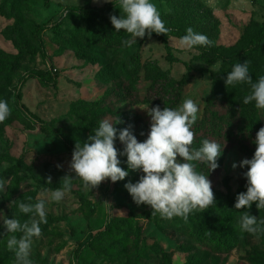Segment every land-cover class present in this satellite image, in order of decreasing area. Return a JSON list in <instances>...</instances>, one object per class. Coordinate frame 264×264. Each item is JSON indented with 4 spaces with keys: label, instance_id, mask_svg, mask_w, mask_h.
Returning <instances> with one entry per match:
<instances>
[{
    "label": "rangeland",
    "instance_id": "obj_1",
    "mask_svg": "<svg viewBox=\"0 0 264 264\" xmlns=\"http://www.w3.org/2000/svg\"><path fill=\"white\" fill-rule=\"evenodd\" d=\"M167 1L151 0L165 24L172 26L166 18ZM187 1L204 16L202 30L195 31L212 38L217 47L238 48L251 23H264V0ZM107 4H113L111 15L119 17V0H93L91 10L98 11ZM78 9H85V0H49L48 4L45 0H0V63L17 66L14 72L6 69L0 76V100H6L11 109V115L0 123V175L22 161L30 171L20 174L24 180L19 194L37 192V199L45 200L47 223L40 225L42 235L33 238L32 264H136L137 260L140 264H195L198 260L202 264H264V234L257 237L243 232L246 235L239 237L230 254L217 255L181 232L182 218L162 219L159 214L151 215L150 206H137L124 185L137 182L143 173L129 170L126 156L118 158L129 175L115 183L106 180L97 188H85L70 172L75 144L86 142L104 119L113 123L120 119L123 122L115 124L118 130L131 126L138 142L147 139L151 118L145 109L157 105L162 109L171 100L167 87L158 86L160 81L157 83V73L149 68L151 64L173 80L187 73L185 64L192 67L182 102L192 99L197 104V120L202 119L206 99L218 84L223 103L218 100L217 107L228 109L227 122L235 126V109L226 101V78L217 80L214 76L228 70L224 63L211 65L201 60L197 46H180V36L168 38L172 54L180 61L170 63L165 58V46L156 38L146 35L128 46L124 41L132 39L129 34L118 37L112 24L90 25ZM93 36H97L96 42ZM134 55L141 59L137 75L130 70ZM122 70L133 74L130 81ZM235 87H231L233 91ZM100 101L99 111L85 106L92 110L91 115L78 118L74 114L75 107L83 102ZM202 141L195 138L193 147L198 148ZM115 146L119 151L124 147L118 134ZM220 146L219 167L209 172L207 165L197 164V170L208 175L215 200L225 203L246 192L243 173L247 168L239 164L250 159L256 147ZM233 163L237 164L235 169ZM65 175L73 177L71 190L60 202H54L51 191L62 188ZM49 176L51 184L47 183ZM4 180L0 225L5 218L28 220L31 214L21 213L15 202L7 201L12 178ZM253 216L258 221L264 219L259 211ZM126 219L133 224L135 241L124 249L108 240L101 242L99 235L114 221ZM0 252L13 253L3 240Z\"/></svg>",
    "mask_w": 264,
    "mask_h": 264
},
{
    "label": "clouds",
    "instance_id": "obj_2",
    "mask_svg": "<svg viewBox=\"0 0 264 264\" xmlns=\"http://www.w3.org/2000/svg\"><path fill=\"white\" fill-rule=\"evenodd\" d=\"M108 2V0H105ZM120 15H110L115 31L124 30L132 39L124 41L128 46L137 42V38H150L152 33L167 35L171 29L166 27L161 13L151 0H119ZM206 35L188 27L186 34L180 37L183 48L194 46L211 47L213 45ZM237 84L250 86V94L243 98L245 105L255 102V107L264 110V76L255 82L249 72L248 61L236 63L225 80L226 87ZM142 109V108H141ZM150 116V131L147 139L138 142L131 131V126L118 130L108 119L99 122L84 143H76L69 164L70 172L75 173L85 188H97L102 182L113 183L124 180L129 171L120 166V156L127 157V166L131 171L142 172L135 183L129 181L124 185L137 206L148 205L151 215L159 214L162 219L171 220L180 217L187 221L191 213L211 206L215 201L212 183L208 175L197 170V164L207 165L209 172L219 167L217 161L222 154V147L215 140L203 139L201 146L193 147L195 133L193 125L198 119L199 108L192 99H185L177 108L159 105L147 108ZM11 115L6 100H0V123ZM118 139L124 146L119 151L115 146ZM256 145L251 159H243L239 166L247 168L243 173L247 180L246 192L236 197L234 208L237 210L251 208L253 202L258 209H264V127L256 133ZM182 158L181 162L178 160ZM59 167V165H58ZM232 167H237L233 163ZM70 175H65L62 188L51 191V200L60 202L71 190ZM52 178H47L51 184ZM5 180L0 179V190L5 187ZM31 200V197H29ZM23 214H31L28 220L21 222L17 218H5L3 226L10 236L7 248L15 255V264H32L30 259L33 238L42 235L41 224L47 223L45 200L36 203L21 202L18 205ZM264 219L258 221L256 216L244 211L239 219L243 232L259 237L264 234ZM20 235L17 236L16 234Z\"/></svg>",
    "mask_w": 264,
    "mask_h": 264
},
{
    "label": "trees",
    "instance_id": "obj_3",
    "mask_svg": "<svg viewBox=\"0 0 264 264\" xmlns=\"http://www.w3.org/2000/svg\"><path fill=\"white\" fill-rule=\"evenodd\" d=\"M48 4L49 0H45ZM93 0H85V9L79 11L82 12L84 19L90 24L94 25L99 23L110 24L111 21L108 17L112 14L113 4H107L104 8L94 11L91 10ZM167 6L169 13L166 15L172 24L171 31L167 34L157 35L152 33L151 37L156 38L161 42L166 49L167 55L166 60L170 63H179L180 61L174 57L170 46L168 44V38L180 36L186 34L188 27L193 30H202L201 23L204 22V16H202L194 7L193 3L187 0H168ZM77 10V9H75ZM165 20V19H164ZM166 23V22H165ZM124 30L115 32L118 37L123 38ZM97 36H93V42H96ZM211 41L212 38L208 37ZM214 42V41H213ZM264 23H251L246 30L245 35L241 40V44L238 48L224 49L217 47L215 43L211 47L197 46L201 51V60L215 65L218 62L224 63L228 70H221L214 76L218 80L219 77L226 78L227 73L232 70V67L236 63H243L248 61L249 72L255 82L260 76H264ZM140 56H132L130 62V70L137 75L139 69L137 64L140 62ZM187 67V73L180 80L168 79L167 74L156 68L151 64V70L157 73V83L159 82L160 87H167V90L171 92V100L165 105L170 108H177L181 105L184 91L192 79L193 69L190 65L185 64ZM17 66L8 67L1 65L0 63V76L3 72L8 69L10 72H14ZM129 71L122 70L126 79L130 81L133 74ZM35 76H39L36 74ZM40 78V76H39ZM232 86H228L226 101L229 103L230 108L235 109L234 117L232 118L235 126H230L227 122L228 109L227 111L222 107H217L218 100L223 103L220 98L222 94L221 87L215 85L212 93L206 99V107L201 120H197L193 125V131L195 138H203L209 140H215L220 145L229 146H242L248 147L250 144L255 145L256 133L261 127H264V110L257 109L255 102L245 105L243 98L250 94V86L247 84H237L235 91L232 90ZM221 99V100H220ZM100 102H89L82 103L75 107V115L78 118H83L84 115H91V111L88 108L98 110L100 109ZM84 105V107H81ZM85 106H88L86 108ZM254 107L255 110L252 109ZM99 111V110H98ZM80 112H83L82 114ZM234 118H237V123ZM241 123L237 127V125ZM123 150V149H122ZM120 150V151H122ZM254 153L250 154V159ZM30 171V169L22 162L19 161L17 165L10 167L4 174L0 175V179L12 178L9 191L7 194L8 202H15L18 206L19 203H36L37 192H29L25 194H19L23 177L20 176L21 172ZM46 185V184H45ZM243 188V187H242ZM243 192V191H242ZM31 197V200H29ZM211 206L206 208L204 211H194L185 221L182 219L180 224H184L181 227V232L185 235L190 236L194 242L201 248L209 250L214 254H230L238 245L239 237L245 236L243 231L239 227V219L243 215L244 211H248L250 215H255L259 211L261 214L264 213V209H258L256 203L253 202L251 208L237 210L234 208L236 198L223 202L217 198ZM148 215L150 213H147ZM134 228L133 224L129 219L122 221H114L105 232L101 233L99 237L101 242L106 240L111 241L112 244L117 247H123V249L135 241L133 237ZM17 235V234H16ZM10 236L9 233L5 232L4 226L0 225V240L6 241ZM19 236V233L18 235ZM119 238L120 241H114ZM115 245H112L113 248ZM133 244V247H136ZM138 255V253L135 252ZM15 258L14 253H1L0 252V264H14ZM136 264H140L137 260ZM195 264H202V260H198Z\"/></svg>",
    "mask_w": 264,
    "mask_h": 264
}]
</instances>
